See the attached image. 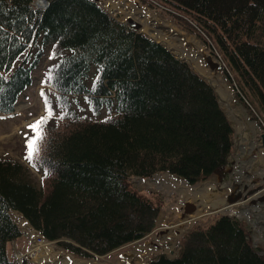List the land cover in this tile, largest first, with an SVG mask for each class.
<instances>
[{
    "label": "trees",
    "instance_id": "16d2710c",
    "mask_svg": "<svg viewBox=\"0 0 264 264\" xmlns=\"http://www.w3.org/2000/svg\"><path fill=\"white\" fill-rule=\"evenodd\" d=\"M33 1L0 0V110H13L51 51L45 99L61 117L36 161L42 184L22 161L0 157V264H35L10 257L9 242L22 234L13 210L77 254H105L158 223L160 195L141 191L131 176L168 171L195 183L233 148L215 88L187 59L97 0H49L46 9ZM158 1L189 29L184 16L195 21L238 97L256 94L264 109V0ZM179 244L177 255L158 252L148 264H264L246 222L226 214L191 226Z\"/></svg>",
    "mask_w": 264,
    "mask_h": 264
},
{
    "label": "rangeland",
    "instance_id": "374dc122",
    "mask_svg": "<svg viewBox=\"0 0 264 264\" xmlns=\"http://www.w3.org/2000/svg\"><path fill=\"white\" fill-rule=\"evenodd\" d=\"M97 1L118 19L125 20L128 14L140 15L139 20L141 22L148 21L149 23L147 27L145 26V30L148 33L163 42L168 48H172V51L177 56L182 54L188 57L192 66H195L196 70L208 77L217 90L221 106L227 113L234 128L232 136L233 150L224 169L214 172L208 178L191 184L192 187L195 186L197 188L202 186L195 194L192 190H188L183 186L184 184L190 186L186 183V180L167 171L157 172L151 176H131L130 181L135 187L143 192L156 191L162 200L156 227L141 239L123 245L121 248L107 254L94 257L80 256L57 242L56 245L62 249L63 253L66 251L74 254L77 259L81 260L82 264H85L83 260L91 264H148L153 254L158 252H165L170 256L177 255L180 247L179 240L191 226L198 224L207 225L219 215L227 213L243 219L249 228V233L251 238L253 237L254 243L264 246V199H261L264 190L253 196L255 201L250 199L243 204L238 203L230 210H222L224 212L220 210L214 211L216 208L211 206L212 200L218 199L219 195L230 191L225 185L222 189H216L219 185H223L224 181L222 179L223 177L225 178V173L229 172V168H232V173L227 175L226 178L236 180L241 184H249L250 186H254L252 184L253 181H257V184H264V143L261 137L262 132H264V109L261 107L256 94L245 92L244 95L241 92L245 99L242 101L237 95L240 89L235 81L231 80L223 68L212 69L207 62L206 54L211 53L212 50L219 52L216 48L217 46L207 44L204 40L205 37H201L197 33V28L189 29L190 27L185 21H178L175 16L164 11L162 6L153 0ZM147 12L150 14L146 16L145 13ZM184 20L187 22L192 21L190 18H184ZM160 23L166 26L158 27L157 25ZM28 52L29 48L20 55L16 64L24 60ZM51 55L52 52L50 51L49 56L47 53L44 59L40 61L38 67L34 69L33 83L16 100V110L9 115L0 116V157L22 161L28 168L27 172L30 178L39 184L45 181V179L43 180L42 169L30 167L26 162L29 161L36 164L47 141V128L61 117L56 113L57 108L51 111L50 107L44 104V94H46V90H51L48 83H45L48 80L49 64L54 60ZM220 61L222 60L220 59ZM220 90L224 92V95L223 92L220 93ZM49 112H51V116L42 126L43 138L37 141V150L34 156L28 159V141L36 133L29 125L34 124L41 117L47 116ZM200 193H204L206 198ZM200 197L201 200L203 199L201 206L207 204L206 207H209L211 211L196 220L185 221L199 209ZM186 201L196 202V210L187 211L185 209ZM13 216L19 221L25 233L22 237L24 240H20L23 243H20L19 246L22 247L19 250L26 252L28 248L24 242L28 240L26 234L36 230L30 224L24 226L25 218L22 217L23 215L20 212L14 210ZM59 257H63L62 254L58 256V259L56 256L55 260H51L52 258L50 257V261L46 258H43L42 261L32 258L31 261L36 263L43 262L42 264H62Z\"/></svg>",
    "mask_w": 264,
    "mask_h": 264
},
{
    "label": "bare ground",
    "instance_id": "6f19581e",
    "mask_svg": "<svg viewBox=\"0 0 264 264\" xmlns=\"http://www.w3.org/2000/svg\"><path fill=\"white\" fill-rule=\"evenodd\" d=\"M148 14H150L149 12L145 13V15L147 16ZM223 91L220 90V93H222ZM223 95H224V92H223ZM222 96V95H221ZM262 160V159H261ZM263 162V161H261ZM186 189H190L192 190V192L195 194L197 190H199L200 187H192V186H187L186 184L183 185ZM209 188V187H208ZM186 192V191H185ZM203 197L206 198V195H204V193H200ZM209 196V195H208ZM216 196V195H215ZM214 196V197H215ZM193 197V196H191ZM210 199V198H209ZM203 200V199H202ZM201 200V197H200V207L199 209L197 210V212H195L194 214H192L187 220L185 221H192V220H196L198 217H201L207 213H209L211 210L209 209V207H206L207 204H205L204 206H201V204H203ZM212 200V199H211ZM219 196H218V199L216 198L215 200H212V205L211 206H214V208L216 206L219 205ZM198 202V201H197ZM205 202H206V199H205ZM196 203V202H194ZM211 203V202H210ZM229 208H219L217 209L216 211L220 210H227ZM215 211V210H214ZM213 212V211H212ZM35 250L31 252V256L36 259V260H39V261H42L43 258H46L47 260H49V258L51 257L52 259L51 260H55L56 259V256H57V259H58V256H62L63 257H59L61 258V262L62 264H70V262H72L73 264H82L81 263V260L79 259H75V258H71L70 256H68V254L66 253H63L62 250L60 248H56L55 246L49 244L47 241H37L36 240V244H35ZM34 249V248H33ZM32 249V250H33ZM54 256V257H53ZM50 261V260H49Z\"/></svg>",
    "mask_w": 264,
    "mask_h": 264
},
{
    "label": "water",
    "instance_id": "95a60500",
    "mask_svg": "<svg viewBox=\"0 0 264 264\" xmlns=\"http://www.w3.org/2000/svg\"><path fill=\"white\" fill-rule=\"evenodd\" d=\"M126 22L130 26L134 27L135 29H137L139 31L142 30V23L139 22L138 20H136L134 17H131V16L127 17L126 18ZM206 57H207L208 63L210 64V67L212 69H216V68L217 69H222L223 64L219 60L215 59L214 56L211 53H208ZM261 135H262L263 142H264V132H262ZM220 168H221V166L217 170H219ZM242 195H243L242 192H238L236 195H234V194L230 195L229 194L226 198H224L225 199L224 204L225 205H227V204L231 205L238 198L242 197ZM263 198H264V196H263ZM185 209L187 211H195L196 210V204L191 202V201H186L185 202ZM139 264H146V263H139Z\"/></svg>",
    "mask_w": 264,
    "mask_h": 264
},
{
    "label": "snow or ice",
    "instance_id": "6c2138e0",
    "mask_svg": "<svg viewBox=\"0 0 264 264\" xmlns=\"http://www.w3.org/2000/svg\"><path fill=\"white\" fill-rule=\"evenodd\" d=\"M50 116H51V112H49V114L47 116L41 117L34 124L29 125V127L31 129H33V131L36 132V136L31 138L28 141V148H29L28 157H27L28 159H31L33 153L37 150V148H36L37 141L43 138L42 137V126L47 122V120L50 118Z\"/></svg>",
    "mask_w": 264,
    "mask_h": 264
}]
</instances>
